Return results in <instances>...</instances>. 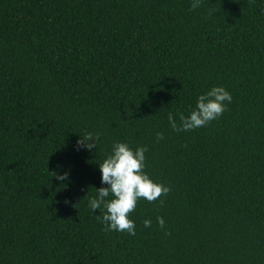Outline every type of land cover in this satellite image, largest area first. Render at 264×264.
<instances>
[{
  "label": "trees",
  "instance_id": "trees-1",
  "mask_svg": "<svg viewBox=\"0 0 264 264\" xmlns=\"http://www.w3.org/2000/svg\"><path fill=\"white\" fill-rule=\"evenodd\" d=\"M193 2L0 0V264H264V0ZM218 86L223 115L173 131ZM115 142L170 188L135 235L88 207Z\"/></svg>",
  "mask_w": 264,
  "mask_h": 264
},
{
  "label": "clouds",
  "instance_id": "clouds-1",
  "mask_svg": "<svg viewBox=\"0 0 264 264\" xmlns=\"http://www.w3.org/2000/svg\"><path fill=\"white\" fill-rule=\"evenodd\" d=\"M200 2L201 0H194L192 8H197ZM231 101L232 95L224 87H212L197 97L195 108L188 116L180 115L179 125L170 113L169 124L176 132L195 130L222 116ZM156 138L158 141L163 139V134L157 133ZM99 140V133H87L77 141L78 150L83 148L91 152L97 149ZM147 151V146L133 150L125 142H115L111 154L99 164L101 184L107 186L96 189V195L89 199L88 207L93 214L99 210L97 218L104 224L106 231L135 235L136 225L129 214L135 210L138 200L145 198L149 202L156 201L162 194L166 195L170 191L169 187L154 182L144 171ZM55 179L67 181L69 174H56ZM110 196L112 199H108ZM157 222L161 228L165 226L162 217H158ZM151 223L150 219H146L144 227H150Z\"/></svg>",
  "mask_w": 264,
  "mask_h": 264
}]
</instances>
